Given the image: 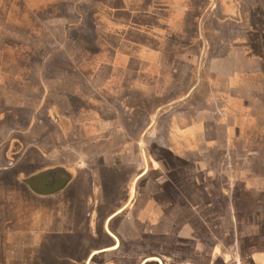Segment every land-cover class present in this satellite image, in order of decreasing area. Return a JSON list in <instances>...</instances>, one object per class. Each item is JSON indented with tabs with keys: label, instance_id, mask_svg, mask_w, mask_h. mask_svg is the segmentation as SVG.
Here are the masks:
<instances>
[{
	"label": "crops",
	"instance_id": "1",
	"mask_svg": "<svg viewBox=\"0 0 264 264\" xmlns=\"http://www.w3.org/2000/svg\"><path fill=\"white\" fill-rule=\"evenodd\" d=\"M18 1L0 0V26L8 27L0 40L13 33L16 40L19 32L24 47L38 43L43 50L45 40L54 37L41 32L33 39L38 19L29 13L37 3ZM117 1L114 9L101 4L115 11L110 13L115 25L137 28L104 37L126 53L125 65L105 59L89 75L75 56L70 60L77 67L71 69L57 63L21 66L0 44V179L20 164L31 172L39 168L36 176L48 187L41 193L15 179L0 181V206L4 201L10 211L0 208V216L11 218L0 237V264H170L181 240L188 263L264 264V50L259 40L247 37L244 18L232 22L225 0H157L156 11L153 0ZM192 1L204 14L207 36L200 23L197 30V20L183 23ZM101 13L109 16L108 10ZM25 15L32 18L29 25H13L12 16ZM156 26L157 42L142 35V29ZM86 39L80 34L55 42L76 48L79 41L88 45ZM134 47L155 51L156 59L133 56ZM57 53L52 54L59 58L62 52ZM84 53L91 63L92 53L87 48ZM152 87L157 92L150 96L159 99L153 108L161 110L150 129L151 147L144 143L134 155L130 133L136 128L128 116L133 110L122 97L131 88ZM149 94L144 104L151 101ZM151 117L147 112L140 132ZM146 154L149 175L141 182L131 179ZM117 165L134 169L115 176L126 178V184L111 193L104 184L109 173L101 176ZM7 183L15 191L2 194L12 190Z\"/></svg>",
	"mask_w": 264,
	"mask_h": 264
},
{
	"label": "rangeland",
	"instance_id": "2",
	"mask_svg": "<svg viewBox=\"0 0 264 264\" xmlns=\"http://www.w3.org/2000/svg\"><path fill=\"white\" fill-rule=\"evenodd\" d=\"M20 1L21 0H19L18 2ZM32 1L37 4L34 5L33 9H31L29 16H32L38 19L37 21H38V27H39L38 31H32L31 35L33 39L34 38L37 39L36 37H39V34L42 35L41 32H46V34H49L50 36L54 37L53 38L54 40L49 42L50 39H48V40H45L47 41L45 42L43 41V39H41L42 37L41 36L38 41H39V45H43V43L45 42L44 47H42L43 50H40V46H37L38 43L36 45V48L28 49L24 47V45L22 44L23 42L22 37H25V36L19 32H17L16 34L17 36L16 40H15V37L13 36L15 35V33L12 34L11 39L7 36L8 38L6 40H0V44L4 45L3 52L9 55L14 54L13 64H20L21 66H26V64L28 65L34 64L35 66L37 65L41 67L44 65L47 66L48 64L57 63L60 65H63V67L67 69V67L68 68L72 67L73 62L75 63V61L71 62L70 60V58L75 56L76 59H78L77 64L79 68H82L83 72L86 75H89L90 73H93V69L97 66L98 61L100 62L106 59L107 61H112L113 62L112 65H120V64L125 65L128 63V59L125 56L126 53H120L119 50L117 51L116 49H114L113 46L111 45V42L105 39L104 37V35H110V33L115 30L123 31L124 29H126V31H128V30L133 29L134 31L137 28L136 26H132V25L130 26V28L129 27L124 28L121 24L115 25V21H112V19H114V16L111 17L110 13L113 14L115 11L111 9H114L116 7L119 8L120 1H117V0H65V3L63 2L64 0H32ZM105 2L106 3L108 2V4H110L109 8L111 9H108L107 6L102 5V4H105ZM152 2H153L154 11H156L157 10V0H153ZM231 2L238 5L241 8L243 15H240V14L237 15V13L234 12V8ZM98 3H99V7L96 5ZM121 4H123V1L121 2ZM184 4H186V2H184ZM187 4H188V10L183 14L185 16V19H183V23L185 24V22L187 21L190 24V22H196L197 20V30H198V26L200 23V28H202V34L204 36L209 35L211 33L210 29L205 28V26L201 27V21L202 22L204 21L202 19L204 16L203 12L201 11L200 13H198L195 10L194 6H197V5L195 4L194 1H192V3L188 2ZM224 7L226 9V14L231 15V17L233 18L232 22H234V20H239L237 23H235L236 25L240 22V19L244 18L246 20V23L248 25L247 27L249 28V31L247 32V37L254 36L255 37L254 40L258 39L259 41H257V44L264 50V0H225ZM107 10L109 13V16H108L109 18L104 16L101 13L102 11L107 12ZM19 12H20L19 10L16 12L17 16H19ZM115 15L117 16V19L120 20V18L118 17V13H115ZM29 16L25 15L23 16V19H19V18H16V16H12L11 17L13 18L12 23L14 26H20L21 29H24L23 25L21 24L29 25V23H31L32 21V18ZM123 18H125V16H123ZM228 20L231 21L230 19ZM0 27H1L0 31L2 33H6V30H7L6 28L8 27L3 24ZM251 29L253 31H251ZM141 32H142V35H145L146 33H148L146 34L148 35L147 36L148 39L152 37V39L157 42V26L150 27L148 29L144 28L141 30ZM249 33H252L255 35H249ZM80 34L87 36L86 40L89 43L88 45L86 44L84 45L85 42L80 43V41L77 40L79 41L78 42L79 44L76 48L73 47L74 45L70 47L67 45L66 46L67 48H64V47L61 48L60 45L58 44L59 42L58 41H57L58 43L55 42V40H62V38L74 39L78 37ZM111 41L113 44H118V46L115 45L116 47H120V42L114 41V40H111ZM21 47H23L25 50L23 51ZM17 48H19L21 52H24L25 55L20 56V53L17 50ZM84 48L85 49L87 48L90 51V54L92 53L91 63L89 61H85L86 53H84L85 52ZM202 48H203V45H202ZM125 50L127 51V49ZM54 51H57L58 52L57 54H60L62 52L59 58H57L56 54H52ZM130 51H132L131 54H133V56L135 53H139L138 56L140 57L143 56L145 57L147 62L151 61L152 63H153V59L154 58L156 59V56H157L155 51L154 52L152 50L146 51L145 49H142L139 47H134V49H130ZM109 53L111 55H109ZM27 54L29 56H27ZM108 55L111 58V60L108 59ZM104 65H108V64H104ZM73 66L77 67L76 64ZM152 68L154 71L153 76H156L157 67L154 66ZM115 84L117 85V83H113V86H115ZM131 89L132 91L124 92L122 98H124L125 100L126 107L127 108L129 107L130 110H133L132 113L129 112L128 116L131 118V121H132L130 122V125L131 124L135 125V128H136L135 130L132 129L130 133V137L135 141L134 142L135 145L132 149L135 155L137 151L136 148L140 149V146L142 144L144 145L145 143L146 149H149L151 147L150 144L152 143L151 141L152 139H149L150 129L155 124L154 122H156L155 120L157 118V112H159L161 109L157 110V107L153 108V105H154L153 102H159V99L156 98V95L150 96L157 92L156 88L152 87L150 89L146 88L144 90L142 88H135V89L131 88ZM81 91H82V96H85L87 92H85L83 89L80 90V93ZM146 93H151L147 97V99L151 98V101L145 102L146 104H144L143 98H145ZM164 107L167 108L168 106H164ZM147 112L151 113L152 115L151 120L146 122L145 124L146 126L143 128L142 132H140L143 127L142 120L143 118L147 116ZM95 117L97 120L100 119L98 115H96ZM85 121L86 120H84L82 123L83 124L87 123ZM137 141L139 142L138 146L136 143ZM14 143H17L16 136H13L11 140V144L14 145ZM9 150L10 149L8 148L7 151ZM18 150H19V146H18ZM11 151L6 152V155H9ZM145 158H146L145 159L146 163H144L143 156L140 157L141 168L136 173L133 174L131 179L133 178L137 179L139 176H141L145 172L144 175L139 178L140 180H138V182H141V180H143L147 175H149L150 172L148 173V167L150 168V165L147 160L148 154H146ZM124 167L125 168L122 169L120 165H117L115 168H107L106 170L102 172V176H101L102 179L107 177L103 175L104 173L106 174L109 173L107 179H104V182H105L104 184L105 186L108 187L109 192L111 193L121 192L122 186L126 184V183L123 184V181H125L126 178L118 179V177H115V176H120L122 171H129L131 173L132 170L134 169V166L132 167L129 166V168L127 166H124ZM38 169L39 168H35L31 172L29 167L24 168L23 166L21 167L20 164H18L16 167L14 166L11 170L4 172V174L2 173L0 181L2 182L9 181L8 180L9 178L11 180L15 179L19 183L30 185V187H33L38 192L42 193L44 191H47L48 187L43 186V184L45 183L43 176L41 180H40V177L36 176L38 175V172H37L39 171ZM59 181H56V183L58 184ZM7 184L9 186V190L10 189L12 190L10 191L3 190L5 192L1 191L2 194H6L9 192L13 193L15 191V189L12 188V186H10L9 183ZM132 187L133 186L131 182L129 186V193L132 192ZM19 188L20 187H18L17 189L18 193H19ZM1 204H4V205H1L0 208H3V210L6 209L5 212L8 211L10 213V211L8 210V207L4 208L5 202L2 201ZM2 213H4V211H1V214ZM10 221H11L10 216H0V237L3 235V231L6 230L9 227V225H11ZM19 235L21 234L19 233ZM255 235H258V234H255ZM198 237L200 238H197L199 239V241L197 240L195 242V246L200 248L201 246L200 234H198ZM179 243H182L183 246H179L177 248L178 251L175 252L174 259H172V262L170 264H192V263L187 262L189 261L188 260L189 258H187V255H186V248L184 245L185 241L181 240L179 241ZM0 260H1V257H0Z\"/></svg>",
	"mask_w": 264,
	"mask_h": 264
},
{
	"label": "water",
	"instance_id": "3",
	"mask_svg": "<svg viewBox=\"0 0 264 264\" xmlns=\"http://www.w3.org/2000/svg\"><path fill=\"white\" fill-rule=\"evenodd\" d=\"M144 163H146V161H145V158H144ZM145 173V172H144ZM144 173L141 175V176H139L137 179H139L140 177H142L143 175H144ZM136 179V180H137ZM136 180H135V182H136ZM134 191V190H133ZM120 211H118V212H116L115 214H113V216H115L117 213H119Z\"/></svg>",
	"mask_w": 264,
	"mask_h": 264
}]
</instances>
